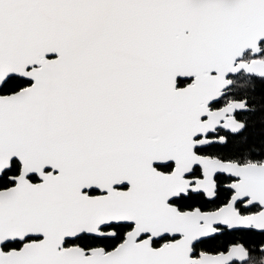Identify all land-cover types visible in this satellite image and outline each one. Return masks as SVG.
Returning a JSON list of instances; mask_svg holds the SVG:
<instances>
[{"label":"snow or ice","instance_id":"1","mask_svg":"<svg viewBox=\"0 0 264 264\" xmlns=\"http://www.w3.org/2000/svg\"><path fill=\"white\" fill-rule=\"evenodd\" d=\"M0 264H264V0H0Z\"/></svg>","mask_w":264,"mask_h":264}]
</instances>
